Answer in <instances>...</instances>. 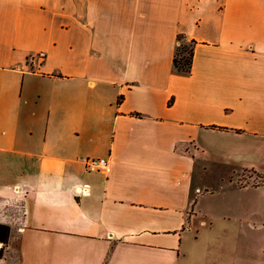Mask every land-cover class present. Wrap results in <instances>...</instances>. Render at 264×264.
<instances>
[{"label":"crops","instance_id":"obj_1","mask_svg":"<svg viewBox=\"0 0 264 264\" xmlns=\"http://www.w3.org/2000/svg\"><path fill=\"white\" fill-rule=\"evenodd\" d=\"M0 223V264H264V0H0Z\"/></svg>","mask_w":264,"mask_h":264},{"label":"trees","instance_id":"obj_2","mask_svg":"<svg viewBox=\"0 0 264 264\" xmlns=\"http://www.w3.org/2000/svg\"><path fill=\"white\" fill-rule=\"evenodd\" d=\"M178 44L173 54V68L176 72L181 74H188L191 70V64L194 54V46L196 41L187 39L185 35L177 34ZM121 97H118L117 102H120ZM11 234L10 225L0 223V257L3 256L5 248L8 244Z\"/></svg>","mask_w":264,"mask_h":264},{"label":"built area","instance_id":"obj_3","mask_svg":"<svg viewBox=\"0 0 264 264\" xmlns=\"http://www.w3.org/2000/svg\"><path fill=\"white\" fill-rule=\"evenodd\" d=\"M43 51H37L27 56V65L34 66L35 63L40 61L44 57ZM108 167V159L106 157L90 156L85 159V168L88 171H99ZM77 192H83V187H77ZM1 245V243H0Z\"/></svg>","mask_w":264,"mask_h":264},{"label":"rangeland","instance_id":"obj_4","mask_svg":"<svg viewBox=\"0 0 264 264\" xmlns=\"http://www.w3.org/2000/svg\"><path fill=\"white\" fill-rule=\"evenodd\" d=\"M241 180H244V177L240 178ZM261 180L255 181V182H261ZM258 194H256V197L258 199ZM4 213V219L8 224L12 226V236L17 235V227L21 223L22 215H23V206L21 202L19 201H10L7 203L6 207L3 210ZM10 252L13 254L12 249H10Z\"/></svg>","mask_w":264,"mask_h":264}]
</instances>
